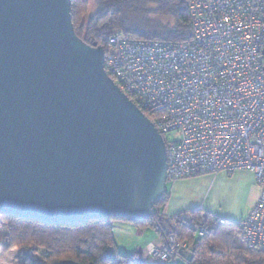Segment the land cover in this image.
I'll use <instances>...</instances> for the list:
<instances>
[{
	"label": "water",
	"instance_id": "obj_1",
	"mask_svg": "<svg viewBox=\"0 0 264 264\" xmlns=\"http://www.w3.org/2000/svg\"><path fill=\"white\" fill-rule=\"evenodd\" d=\"M70 12L71 0H0V215L145 221L166 193L164 138Z\"/></svg>",
	"mask_w": 264,
	"mask_h": 264
},
{
	"label": "built area",
	"instance_id": "obj_2",
	"mask_svg": "<svg viewBox=\"0 0 264 264\" xmlns=\"http://www.w3.org/2000/svg\"><path fill=\"white\" fill-rule=\"evenodd\" d=\"M187 9L189 39L113 35L104 68L162 136L177 134L165 142L167 181L253 174L258 201L235 224L245 248L264 249V0H189ZM198 212V236L212 228L208 216L233 223ZM181 246L175 235L165 245L168 253ZM146 256L148 263L168 260L153 244Z\"/></svg>",
	"mask_w": 264,
	"mask_h": 264
},
{
	"label": "trees",
	"instance_id": "obj_3",
	"mask_svg": "<svg viewBox=\"0 0 264 264\" xmlns=\"http://www.w3.org/2000/svg\"><path fill=\"white\" fill-rule=\"evenodd\" d=\"M189 0H93L96 11L88 19L90 0H71V19L76 35L86 44L101 45L107 52L108 39L116 34L128 37L184 41L191 37ZM148 118L151 119L150 116ZM167 192L145 221L133 222L152 227L164 247L171 234L182 244L172 258L184 264H264V249L248 250L238 244L242 231L236 225H218L208 216L212 228L198 236V211L190 220L181 214L164 215ZM5 222L7 249L16 247L18 264H59L66 258L79 264H138L136 253L116 252L111 223L125 217H102L80 224H47L34 219L0 215ZM143 264H147L143 262Z\"/></svg>",
	"mask_w": 264,
	"mask_h": 264
},
{
	"label": "rangeland",
	"instance_id": "obj_4",
	"mask_svg": "<svg viewBox=\"0 0 264 264\" xmlns=\"http://www.w3.org/2000/svg\"><path fill=\"white\" fill-rule=\"evenodd\" d=\"M95 11L96 6L93 0H90L88 12L84 16V20L88 19L91 15H93ZM163 138L166 143H172L177 141L178 136L175 133H170L164 135ZM244 171L247 172L246 170ZM236 174L237 173H234L231 178H234ZM222 181H224L222 177H215V179L212 181L211 186L209 187V191L211 190L210 192L213 199L217 201L219 213L223 215L225 213H235L236 215H240L243 217L246 216L247 213L250 211L251 207L253 206L254 200H256V198L258 200L260 195V187L257 182L255 181L253 183V185L248 190V193L246 194V191L243 192V190L238 187L237 183L233 185L232 181H230V184L233 185L232 186ZM172 182L173 181H167V190H169ZM222 186H225V188ZM111 226L112 238L115 244V249L109 247L111 256H114L116 252H119L122 255H130L137 252V250L141 248L142 259L145 263L158 264L156 262H147L148 257L146 256V252L148 249V245L153 244L156 249H159L161 251V253L168 254V260L165 264H184L183 262L178 260L174 262V260L172 259L177 249L171 253H168L167 248L164 247L163 243H161V248L157 245L161 241L156 231L152 227L148 226L146 228H141L131 221H126L122 219H114L111 223ZM6 235L7 234L5 231V222L0 219V264H18V249L16 247L7 249L8 240ZM237 242L238 244L243 246L241 239L238 238Z\"/></svg>",
	"mask_w": 264,
	"mask_h": 264
},
{
	"label": "crops",
	"instance_id": "obj_5",
	"mask_svg": "<svg viewBox=\"0 0 264 264\" xmlns=\"http://www.w3.org/2000/svg\"><path fill=\"white\" fill-rule=\"evenodd\" d=\"M234 173H237L236 176L231 178ZM234 173L231 175H226L224 173H219L217 175H200L192 178L173 181L169 190L166 188L168 197L163 210L164 215L171 217L176 214H181L188 219L192 211L202 210L208 214H216L225 217L232 221V224L236 226V222L244 219L250 213L252 207L257 203L256 201H258L257 198L254 200L253 206L246 216L243 217L236 215L235 213H225L223 215L219 213L217 201L213 199L210 192L211 190L209 191L212 181L215 179V177L220 176L222 179H224L222 182H225L229 185H235L237 183L238 187H240L243 192L246 191L247 194L248 190L255 182L253 174L249 171L245 172L244 170H239ZM230 181H232V184H230ZM222 187L225 188V186ZM157 245L160 248L162 246L161 242H159Z\"/></svg>",
	"mask_w": 264,
	"mask_h": 264
},
{
	"label": "bare ground",
	"instance_id": "obj_6",
	"mask_svg": "<svg viewBox=\"0 0 264 264\" xmlns=\"http://www.w3.org/2000/svg\"><path fill=\"white\" fill-rule=\"evenodd\" d=\"M136 253V255H137V252H135Z\"/></svg>",
	"mask_w": 264,
	"mask_h": 264
}]
</instances>
